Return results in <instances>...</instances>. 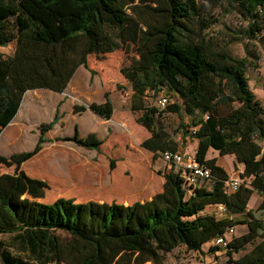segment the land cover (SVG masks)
<instances>
[{
    "label": "trees",
    "instance_id": "1",
    "mask_svg": "<svg viewBox=\"0 0 264 264\" xmlns=\"http://www.w3.org/2000/svg\"><path fill=\"white\" fill-rule=\"evenodd\" d=\"M235 1L252 21L248 33L255 38L262 29L264 0ZM199 15L195 0H0V47L15 44L14 55L0 51V135L28 91L62 93L79 67L89 69L90 56L103 59L134 44L138 58L122 67L121 75L139 95L130 111L142 113L136 123L150 134L141 147L154 159L177 152V142L158 124L164 112L144 97L167 88L181 102L166 110L179 116L181 128L184 115L189 117L199 141L197 160L211 170L209 179L188 186L182 171L172 168L164 173L162 192L131 205L65 197L44 202L49 184L22 166L49 142L46 134L60 120L57 113L40 127L34 149L0 154V235L15 234L20 250L12 253L0 241L1 264H164L176 248L203 253L204 245L241 224L248 231L229 242L228 262L264 264V219L248 210L255 193L264 196V106L250 89L248 58L234 57L228 45L216 51L203 36L211 23L202 19L197 26ZM105 95L104 103L76 106L75 112L90 109L110 120L114 107L109 92ZM60 140L97 152L104 143L96 133L81 137L78 126ZM211 148L244 165L236 192H227L225 169L207 159ZM110 165L114 169L116 160ZM3 167L14 172L3 173ZM211 205L224 206L228 217L205 214ZM234 215L245 218L235 221ZM221 249L211 245L209 252Z\"/></svg>",
    "mask_w": 264,
    "mask_h": 264
},
{
    "label": "rangeland",
    "instance_id": "2",
    "mask_svg": "<svg viewBox=\"0 0 264 264\" xmlns=\"http://www.w3.org/2000/svg\"><path fill=\"white\" fill-rule=\"evenodd\" d=\"M200 8V15L197 17L196 24L200 25L202 19L209 21L210 27L203 33L206 40L209 43L214 44L216 51L221 50L228 45V51L237 58H248L247 78L249 81L250 89L262 102L264 106V20L261 16L259 18L262 28L259 32L255 33V38H250L249 27L252 23L250 18L244 14L235 0H195ZM0 51L4 55H14L15 44L6 47H0ZM134 58H138L136 54V46L134 44H128L124 46V49H118L114 53L106 55L103 59H99L95 55H92V59L95 62H101L106 64L107 68L103 71L100 69H92L95 74H92V78H98L102 83H110V86L115 89L118 99L123 102L124 100H133L139 97L132 87L123 80L121 76L122 67H130ZM93 63V61H91ZM91 66V65H90ZM92 82V80H91ZM119 82L122 83L120 89H118ZM117 83V84H116ZM92 84V83H91ZM93 88V87H92ZM43 92V91H38ZM167 97L170 100V104L180 103L178 97L169 91L167 88H163L158 93H148L144 95L146 103L151 107H157L163 113V118L158 120V124H162L166 131L174 138V140H181L185 135H189L193 138V127L188 116L184 115L183 122L185 127L181 128V119L175 113H169L166 109H161L158 106V100L161 97ZM65 98L70 99L74 104V108L71 109L75 112L76 106L90 105V100L84 98L80 94H75L69 89L65 92ZM35 102H38L37 107V122L20 124V127L25 128L23 134L17 133L16 139L13 141L15 146H19L16 152L31 151L38 140L40 135V127L42 124L50 123V109L49 103L42 95H38L34 98ZM26 104V101L25 103ZM27 105V104H26ZM223 112H227L229 107L223 105ZM71 111L63 124L55 131L53 139H49V142L45 144L46 151L42 155H36L30 163H26L22 166V169L30 176L45 180L50 190L45 198L44 202L51 203L57 198H73L77 202H108L113 201L123 204H132L138 199H142V184L140 180L143 178L146 180V176H152V172L149 170L137 171V169H120L117 171V160L120 167L123 165H129L132 167L134 159L130 154H127V149L136 155V159L143 163L146 160V154L142 150L139 144L142 139L141 134L147 133V131L140 129L138 133L130 129L125 131L128 133L129 139L122 133V129H118L117 134L113 138V142H109V139L105 141L100 149V152L89 151V149L79 147L72 142L61 141V138L70 137L75 131L76 126H80L81 137H86L89 133H96L102 137V127L94 120L90 115H84L77 122L72 119ZM42 119V123L39 120ZM50 121V122H49ZM60 121V120H59ZM58 121V122H59ZM58 124V123H57ZM56 124V125H57ZM79 124V125H78ZM55 125V126H56ZM55 128V127H54ZM106 132V131H105ZM16 135V134H15ZM99 137V138H100ZM101 139V138H100ZM0 148L7 147L10 143H6L4 139L0 140ZM127 142V143H126ZM12 143V142H11ZM135 147V148H133ZM2 154V153H0ZM3 155V154H2ZM116 158V165L114 169H111L110 161L112 158ZM136 162V161H135ZM139 164V163H138ZM139 166V165H138ZM140 167V166H139ZM126 170V171H125ZM145 171V172H144ZM149 171V174H148ZM232 172L231 177L235 175H241L239 173ZM3 173H13V168L3 167L1 169ZM146 175V176H145ZM121 177V178H120ZM256 195H258L256 193ZM260 196V195H259ZM261 204H251V213L259 218L264 219V210H261ZM219 212V216L223 213ZM224 215V214H223ZM235 220V221H242ZM248 231L245 227H238L236 236L240 233H246ZM15 234L0 235V241L5 244V248L12 253L19 254L20 250L17 248L15 242ZM252 246L248 247L250 250ZM220 257H216L207 261L208 264H231L228 262V257L225 250L221 249ZM245 252L234 255L235 258H239ZM204 253H194L186 250L185 247L176 248L173 252L169 253L165 257L164 264H188L195 262L206 263ZM1 264V260H0Z\"/></svg>",
    "mask_w": 264,
    "mask_h": 264
},
{
    "label": "crops",
    "instance_id": "3",
    "mask_svg": "<svg viewBox=\"0 0 264 264\" xmlns=\"http://www.w3.org/2000/svg\"><path fill=\"white\" fill-rule=\"evenodd\" d=\"M91 61H93V63H91ZM100 63H101L100 61L95 62L92 59V56H90L88 58V65H89V68L91 70L92 69H100L101 71H103L107 68L106 64L99 65ZM122 78H123V76H122ZM91 80H92V82H91ZM123 80L126 81L124 78H123ZM113 82L115 83V81L112 80L106 84V83H102L100 81L99 77L93 79L92 74L89 72V70L87 68H85L84 66H81L77 69V71H76L75 75L73 76L72 80L70 81L67 89L62 93L52 91L49 89H37V90L28 91L23 97V101H22L21 107H20L17 115L15 116V118L13 119L11 124L7 128H5V130L0 135V140L4 139L5 144L10 143V145H7V147L0 148V153H2L4 156H7V157L13 155L14 153H20V152H16L19 146H15L13 144V141L17 137L16 132H19V134L24 133L25 128L20 127L21 126L20 124L26 125L28 123L31 124V123L37 122V115H36L37 114V107L34 104H36V105H39V104H37L38 102L34 101V98L37 97L38 95H42L43 97H45L47 100L50 101V103H49V109H50V115H51L50 121H53V119L55 118L57 113L59 114L60 121L55 126V128L51 129L46 134V137L49 139H53V137L57 136V135H54L56 129L63 124V121L66 120V118L69 114V111H71V109L74 108L73 102H71L70 99L65 98V92L68 91L69 89H71V91L73 93L80 94L84 98L89 99L90 104L94 103V102L104 103L106 101V95L105 94L107 92H109L110 100H111L113 107H114V114L110 120L103 119L102 117H100L99 115H97L93 111H91L90 109H87L86 111L81 112V113H76L72 110L71 111L72 119L75 120V122H77L84 115H87V114L90 115L92 120H94L99 125L104 126V130L102 127V137L99 136L104 141V143L108 139H109V142H113V138H111V137H114L117 134L118 129H122L121 134H124L129 139L128 141H130V137L128 136V133L125 131H128L130 129L134 130L135 133H138L140 131V129H143L145 131V129L142 128L140 125H138L136 123V120H135L136 117H138V118L141 117L142 113L137 112L136 115L131 113L130 109L132 106V101L128 99V100H124L123 102H121L118 99V97L116 96L117 91L115 92V89H113L110 86V83H113ZM122 83H124V82H122ZM122 83L119 82L120 85H123ZM38 91H43V92H38ZM25 101H26L27 105L24 104ZM85 106L88 107L89 105L88 106L85 105ZM39 121H40V123L43 122L42 119ZM79 130H80V126H79ZM91 133H93V132H91ZM91 133H89V134H91ZM73 134H74V131H73ZM73 134H71V135H73ZM10 135H12L13 138H10ZM141 135L142 136H140V137H142V139L138 140L139 138H137V140H136V141H141L139 144L140 146L144 140L149 138L150 134L147 132V133H142ZM39 137H40V135H39ZM39 137H38V140H39ZM38 140H37V142H38ZM11 141H12V143H11ZM175 141L178 144L177 152H181L183 154H196V150L198 148L199 141L195 137L191 138L189 135H185V133H184V138H182L181 140H175ZM133 148H135V147H133ZM139 148L146 151L142 147H139ZM130 150H134V149H129V150L127 149V151H128L127 154H130V156H132L134 159V164L132 165V167L129 165H123L122 167H120V164L118 162L119 160L114 158V157L112 159L117 160V163H118L117 171L118 170L120 171L119 176L121 175V171L123 169H126V170L127 169H131V170L137 169V171H141V170H147L146 167L149 166V170L152 172V176L150 175V180H149V175L148 176L145 175L146 180L144 178L142 180H140V183L142 184V187H141V189H142L141 193L142 194L139 193V196L140 195H144V196L142 199H138L136 202L148 201V200L152 199L154 195H156L157 193H160L164 190V185H165L164 173L166 171H170L172 168H175V167H171V166L167 165L162 160L161 156H159L157 159H154L153 154L150 153L149 151L145 152L146 160L143 163H141V161L136 159L137 158L136 155ZM44 151H46V147H44L43 150L39 154L42 155V153H44ZM89 151L93 152L95 150H89ZM32 159H30V160H32ZM207 159H209V160L210 159H216L217 164L220 167L224 168L230 177H231L232 172H234V170H236L235 172L239 173V174L244 171V165L237 163V159L234 155L222 156L219 154V152L217 150H215L213 148L209 149V151L207 153ZM30 160L27 161L26 163H30L31 162ZM26 163H24V164H26ZM120 169H122V170H120ZM148 174H149V171H148ZM263 201H264V196H261V195L259 196V194L256 195V193H255L252 196V198L248 204V210L250 211L252 203L259 204V203H262ZM120 204H123V203H120ZM124 205H128V204H124ZM218 211H220L218 205H211L205 209L204 213L205 214L206 213L207 214H214L220 218L228 217V215H226V214H224V215L222 214L221 216H219ZM230 217L234 220H241V219L245 218L244 215H234V216H230ZM240 226L245 227L248 230L247 225L241 224V225L235 226L236 231H237V228ZM240 234L242 235L245 233H240ZM241 235H239V236H241ZM211 245H212L211 243H208V244L203 246V253H204L203 257H205L206 263L195 262L196 264H208L207 261L212 260L216 257H220L219 254L222 253L221 251L216 252V253H210L209 252ZM194 253L198 254V252H194Z\"/></svg>",
    "mask_w": 264,
    "mask_h": 264
},
{
    "label": "built area",
    "instance_id": "4",
    "mask_svg": "<svg viewBox=\"0 0 264 264\" xmlns=\"http://www.w3.org/2000/svg\"><path fill=\"white\" fill-rule=\"evenodd\" d=\"M169 104L170 100L167 97L163 96L158 100V106L161 109H166ZM193 132H196V128H193ZM161 158L167 165L175 168L177 167V170L182 171L188 186H198L211 176V170L197 160L196 154H183L181 152L167 151L161 154ZM242 182L240 175L230 177L226 183L227 192H236ZM219 210L221 213L227 214V210L224 206H219ZM235 235L236 228H229L225 235L213 240L212 245L226 250V247Z\"/></svg>",
    "mask_w": 264,
    "mask_h": 264
}]
</instances>
